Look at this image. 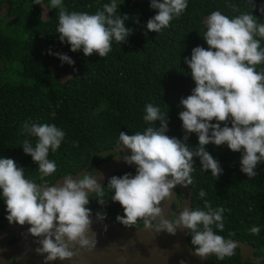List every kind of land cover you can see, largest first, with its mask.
<instances>
[{
    "label": "trees",
    "instance_id": "trees-1",
    "mask_svg": "<svg viewBox=\"0 0 264 264\" xmlns=\"http://www.w3.org/2000/svg\"><path fill=\"white\" fill-rule=\"evenodd\" d=\"M111 2L62 0L69 13L89 14ZM115 2L117 15L127 14L126 27L134 31L124 43L113 40L111 51L101 58L95 53L86 57L82 50L72 52L70 45L60 42L56 31L59 9H52L50 0H41V5L35 0H0V157L14 159L17 167L24 169L25 178L36 184H51L61 175L86 166L91 169L107 159L110 155L98 152L119 146L121 131L131 135L152 126L143 119L149 103L166 112V135L183 139L180 100L195 87L184 58H190L196 46L208 47L202 38L206 17L213 11L229 18L249 13L264 23V13L258 10L264 0H253L255 8L250 0H187L185 11L155 33L146 29L147 20L156 14L150 0ZM55 53L67 54L75 63H62ZM255 67L264 72V62ZM26 123L54 124L65 133L60 147L49 150L48 159L56 164L51 175L44 176L23 151L25 141L33 147L37 142L24 127ZM188 144H198L195 133L189 134ZM206 149L223 171L215 177L194 157L192 183L188 185L191 209L205 210V202L213 209L223 208V230L212 225L216 234L264 245V162L257 165L256 175L249 177L240 171L241 153L226 144L210 143ZM125 173L135 174V169L117 171L105 179L103 205L95 193L89 195L87 207L92 214L118 222L116 217L123 215V209L111 200L114 193L107 183L111 176ZM201 189L206 192L204 197L199 196ZM143 223L139 218L129 227ZM254 225L259 226L258 235L250 231Z\"/></svg>",
    "mask_w": 264,
    "mask_h": 264
},
{
    "label": "clouds",
    "instance_id": "clouds-1",
    "mask_svg": "<svg viewBox=\"0 0 264 264\" xmlns=\"http://www.w3.org/2000/svg\"><path fill=\"white\" fill-rule=\"evenodd\" d=\"M250 2L255 8L253 0ZM35 4L41 5V0H35ZM50 7L59 9L56 31L60 42L70 45L72 52L82 50L86 57L94 53L105 57L113 40L124 43L134 31L126 27L127 14L117 15L115 0L95 14L69 13L62 0H50ZM150 8L156 14L147 20L146 29L158 33L185 11L187 0H150ZM258 10L264 13V4ZM204 23L202 38L208 47L196 46L190 58H184L195 87L180 100L183 139L166 135V112L147 104L143 119L152 126L143 132L129 135L121 131L119 135L122 152L130 150L123 160L136 166L135 174L113 175L107 186L114 193L111 200L123 209V215L116 219L125 227L143 218L148 228L156 220L157 232L175 235L177 229H187L197 256L214 254L223 259L233 255L236 248L235 242L212 228L215 225L223 230V208L213 209L205 202V210L185 207L173 220L165 217L161 202L177 185L187 187L192 183L194 157L199 158L203 170H210L215 177L222 174L219 161L206 149L210 143L226 144L231 151L241 153L240 171L249 177H254L257 165L264 162V72H257L255 67L264 62V23H258L249 13L229 18L220 11L211 12ZM55 55L62 63H75L67 54ZM214 120L216 123H212ZM24 127L37 138L34 147L28 141L22 144L24 153L31 156L44 176L51 175L56 164L48 159L49 150L54 152L60 147L64 131L47 123H26ZM192 133L198 137L194 147L188 144ZM24 173L14 159L0 157V195L6 205V219L10 224L30 226L28 234L38 238L35 251L44 257V264L72 258L75 245L94 247L96 234L91 229V209L87 207L89 193L96 194L99 204L105 203L97 175L85 173L76 179L69 176L60 184L39 186L26 179ZM205 195L201 189L199 196ZM97 216L104 218L99 213ZM250 231L258 235L259 226L254 225Z\"/></svg>",
    "mask_w": 264,
    "mask_h": 264
},
{
    "label": "water",
    "instance_id": "water-1",
    "mask_svg": "<svg viewBox=\"0 0 264 264\" xmlns=\"http://www.w3.org/2000/svg\"><path fill=\"white\" fill-rule=\"evenodd\" d=\"M122 145L99 151L98 154H114L110 158L101 162L96 169H87V166L75 173L61 175L54 179L47 186H54L63 182L65 177L74 179L83 176L85 173L97 175V180L102 186L105 179L113 173L121 170L135 169V165H128L124 162L125 154H130L129 149H124ZM39 185V184H37ZM45 186V185H39ZM176 188V190H175ZM170 190V195L161 202L163 214L166 218L175 219L183 208L191 209V192L189 186L177 185ZM177 193L179 195L177 196ZM92 193H89V195ZM175 204V208L172 207ZM92 220L91 229L95 232L94 247H80L75 245L71 250L75 253L72 258L65 261L56 260L49 264H200L199 260L204 261L207 257L201 258L194 253V249L188 244L187 229H177L175 235L167 232H157L155 230L156 220H152L153 227L148 228L145 224L138 227H125L120 223L106 218L100 219L96 214L90 216ZM105 226L107 230L105 231ZM30 226H23L15 223L5 224L0 228V264H8L9 259H13L15 264H31L33 260L44 264V257L37 254L35 249L39 247L38 238L28 234ZM20 232L21 235L12 243L7 241L10 237ZM235 242L236 247L244 251L250 245L240 241ZM28 250L31 257L23 254ZM22 256L20 263L18 258Z\"/></svg>",
    "mask_w": 264,
    "mask_h": 264
},
{
    "label": "flooded vegetation",
    "instance_id": "flooded-vegetation-1",
    "mask_svg": "<svg viewBox=\"0 0 264 264\" xmlns=\"http://www.w3.org/2000/svg\"><path fill=\"white\" fill-rule=\"evenodd\" d=\"M114 154H106L110 155L108 158H110ZM107 158V159H108ZM106 159L101 160L98 163H95L93 167L91 168L96 169L102 161ZM90 163V162H89ZM176 189V188H175ZM172 206H175V204H172ZM175 208V207H174ZM6 205L4 203L2 195H0V228L5 224L6 222ZM21 235L20 232L12 235L10 239L7 241L8 243L14 242L19 236ZM191 237L187 235V241L188 244L193 248V246L190 243ZM226 240H237L236 238H226ZM239 240V239H238ZM244 242V241H243ZM250 245L249 249L244 248V251L241 252L239 248L234 249V253L231 256H225L223 259L218 258L214 254H210L208 258H206L204 261L199 260L200 264H264V245H256L252 243L245 242ZM23 254L27 257H31V254H29L28 250L23 251ZM20 260L19 262L22 263L23 257L20 256L18 258ZM39 261L33 260L31 264H38ZM8 264H15L14 260L11 258L8 260Z\"/></svg>",
    "mask_w": 264,
    "mask_h": 264
},
{
    "label": "rangeland",
    "instance_id": "rangeland-1",
    "mask_svg": "<svg viewBox=\"0 0 264 264\" xmlns=\"http://www.w3.org/2000/svg\"><path fill=\"white\" fill-rule=\"evenodd\" d=\"M43 12H45V11H43ZM0 15H1V12H0ZM62 77V76H61Z\"/></svg>",
    "mask_w": 264,
    "mask_h": 264
}]
</instances>
